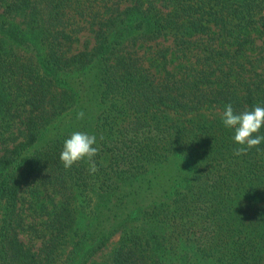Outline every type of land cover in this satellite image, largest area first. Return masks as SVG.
Here are the masks:
<instances>
[{
  "label": "trees",
  "instance_id": "16d2710c",
  "mask_svg": "<svg viewBox=\"0 0 264 264\" xmlns=\"http://www.w3.org/2000/svg\"><path fill=\"white\" fill-rule=\"evenodd\" d=\"M263 9L0 0V264H264Z\"/></svg>",
  "mask_w": 264,
  "mask_h": 264
},
{
  "label": "rangeland",
  "instance_id": "374dc122",
  "mask_svg": "<svg viewBox=\"0 0 264 264\" xmlns=\"http://www.w3.org/2000/svg\"><path fill=\"white\" fill-rule=\"evenodd\" d=\"M263 13H264V9H263ZM79 36H80V41L79 42L77 41L76 42V45L81 46L82 43L85 40L91 45V42H92V34H91V32H90L89 29H83L81 31V33L79 34ZM161 42H163L164 44L168 45V44H171V39L170 38H164L163 41L161 40ZM257 48L264 55V36L257 40ZM251 51L252 52L249 51V57H253L254 56V53L257 54V51L256 50H251ZM169 58L171 59L170 66L171 67H177V65L180 62L179 58L177 56L175 57V56H173L171 54H170ZM262 67H264V61L262 63ZM12 131L15 132V128H13ZM5 134L8 135V132H6ZM20 237H21L22 240H24L28 244H30V243H36V244H38V240H35V239L34 240H30L29 235H28V232H27L26 229L21 231ZM117 238H118V235H115V236H113L111 238V240L109 241L108 245L103 250L104 253L105 252H108L111 249V247L115 244Z\"/></svg>",
  "mask_w": 264,
  "mask_h": 264
}]
</instances>
